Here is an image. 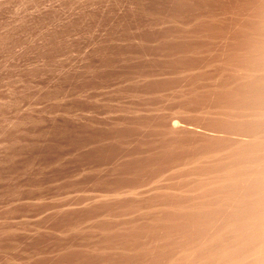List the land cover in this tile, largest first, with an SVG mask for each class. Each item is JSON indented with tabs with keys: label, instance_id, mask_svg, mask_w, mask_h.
Segmentation results:
<instances>
[{
	"label": "rangeland",
	"instance_id": "374dc122",
	"mask_svg": "<svg viewBox=\"0 0 264 264\" xmlns=\"http://www.w3.org/2000/svg\"><path fill=\"white\" fill-rule=\"evenodd\" d=\"M0 264H264V0H0Z\"/></svg>",
	"mask_w": 264,
	"mask_h": 264
},
{
	"label": "bare ground",
	"instance_id": "6f19581e",
	"mask_svg": "<svg viewBox=\"0 0 264 264\" xmlns=\"http://www.w3.org/2000/svg\"><path fill=\"white\" fill-rule=\"evenodd\" d=\"M256 86H257V85H256ZM259 86H260V85H259ZM259 86H258V87H259ZM247 87H248V86H247ZM252 87H253V86H251V88H250V92L252 91ZM258 87H257V88H258ZM259 88H260V87H259ZM253 89H254V88H253ZM250 92H249V94H250ZM255 93H256V92H255ZM257 93H258V92H257Z\"/></svg>",
	"mask_w": 264,
	"mask_h": 264
}]
</instances>
